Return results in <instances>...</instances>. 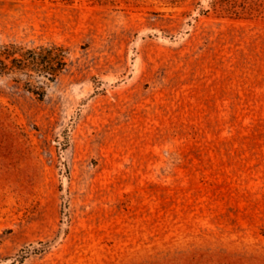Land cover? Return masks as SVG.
I'll return each instance as SVG.
<instances>
[{"label":"rangeland","instance_id":"rangeland-1","mask_svg":"<svg viewBox=\"0 0 264 264\" xmlns=\"http://www.w3.org/2000/svg\"><path fill=\"white\" fill-rule=\"evenodd\" d=\"M50 53L0 73V264H264V0H0Z\"/></svg>","mask_w":264,"mask_h":264},{"label":"trees","instance_id":"trees-1","mask_svg":"<svg viewBox=\"0 0 264 264\" xmlns=\"http://www.w3.org/2000/svg\"><path fill=\"white\" fill-rule=\"evenodd\" d=\"M12 56V55H8ZM36 55H33L32 62H25L20 58L12 57L11 59V68H9L2 59H0V73L10 71L12 73L18 74L20 77H23L25 84L28 86V89L34 88L35 83L43 82V79L51 81V78H54L53 73L48 71H53L54 65V55L51 53L43 61H35L37 58ZM16 69V71H14ZM55 71V70H54ZM51 76V77H47ZM34 78L37 80L35 81Z\"/></svg>","mask_w":264,"mask_h":264}]
</instances>
